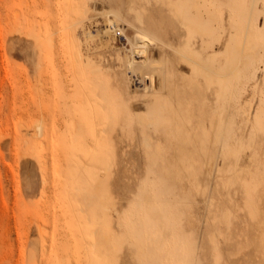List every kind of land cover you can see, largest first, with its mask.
I'll return each instance as SVG.
<instances>
[{
	"label": "rangeland",
	"instance_id": "obj_1",
	"mask_svg": "<svg viewBox=\"0 0 264 264\" xmlns=\"http://www.w3.org/2000/svg\"><path fill=\"white\" fill-rule=\"evenodd\" d=\"M166 1L202 19L205 37L188 38ZM252 1L133 0L159 25L148 29L157 46L166 29L169 54L231 70L226 48L262 42L238 65L230 99L214 84L206 91L243 157L234 170L219 156L188 171L147 157L143 134L159 146V126L138 119L151 96L125 72L124 32L106 44L119 27L104 14L114 0H0V264H264V17ZM119 9L132 20L127 3ZM82 187L106 198L85 207Z\"/></svg>",
	"mask_w": 264,
	"mask_h": 264
},
{
	"label": "bare ground",
	"instance_id": "obj_2",
	"mask_svg": "<svg viewBox=\"0 0 264 264\" xmlns=\"http://www.w3.org/2000/svg\"><path fill=\"white\" fill-rule=\"evenodd\" d=\"M228 2L229 5H234L233 0H228ZM114 3L115 6L104 11V14H111L114 17L110 19V23L119 20L116 24H118L122 30L119 27L116 29L115 25L111 26L113 30L110 31L107 29L104 33L108 36V39L105 38L108 40H105L106 44L109 46L111 45L109 42L110 35H116L118 31L121 33L122 31L124 32L127 42L124 43L126 45H123V56L121 60H123L125 72H132L133 74L139 75L141 80L145 83L143 90H148L145 94L151 96V100L144 102L147 112H137L138 119L147 125L156 124L159 126V146L154 147V142L151 140L150 135L147 133L145 135L143 134V143L148 150V159L152 161L159 160L160 163L166 165L165 167L172 165V168H174L173 166H175V164L181 163L190 171L195 163H199L203 166L210 165L212 167L220 156L228 160L229 171L236 169L238 161L243 157V151L238 148L239 146L236 147V145H233L234 142L229 134L228 126L226 122L222 120L224 106L219 101L216 108L213 109L206 101V91L214 84L221 92H225L227 94L226 96L230 99L233 93L234 81L236 76L240 73L238 65L240 62H243L244 68L246 69V66L250 63V57L260 54L262 42H259L254 51L245 49V45H240V41L236 42L233 48H226L225 57L227 59L225 58V61L234 62L232 69L227 70L224 69L225 67H221V65L217 67L214 62L206 64L201 60L195 59L185 49L180 51L171 47V53L169 54L166 50L168 44L165 42L166 40H164V34L166 33L164 27H162V32L164 33L162 35L163 39L161 38V43L157 46L153 34L148 33V29L150 25H153L155 31H159L160 27L158 24L148 21L145 10L140 7L135 9L133 7V0H114ZM126 3L128 4L129 11L133 12L131 16L132 20H125L120 12L119 6ZM165 4L173 12V21L177 23L183 31H186L188 38H191L195 32H198L201 37H205L204 32L206 31V27L202 26V19L195 20L194 17L190 18L186 16L185 12L178 8L173 2L167 3L166 1ZM81 5L80 7L83 12H85L87 8L83 6L82 3ZM252 11L257 12L258 20L264 17V0H253ZM126 29H131L132 33L128 34ZM234 29L235 33L242 32L238 27ZM263 31L264 26L259 29V33ZM84 34L87 39L93 36L91 31H84ZM153 51L158 53L157 57L152 55ZM137 52H139V57L142 59H136ZM73 56L74 61L78 62L82 57L80 49L78 53L73 54ZM182 62L187 63V65L189 64L191 69L190 73L180 70ZM153 78L158 80L157 85L153 84ZM259 112L260 111L256 114V123L258 124L257 128L262 129V127L259 126ZM145 116L150 119H147ZM146 129L151 128H144L145 131ZM255 135L257 136L256 133ZM255 135L253 136L254 142L256 138ZM168 170L169 171L166 172H174L179 175V172L176 170ZM229 171L226 170L225 173ZM259 172L260 171L256 173ZM235 177L241 179L239 174ZM219 178L221 179L222 176ZM245 185L244 187L247 193H249L251 188L254 189L249 186V184ZM224 186L228 187V185L225 184ZM87 188L82 187L80 191L81 194L79 196L77 195L82 202L81 205L85 207L91 206L90 204L95 201H101V199L106 198L104 194L101 197L99 195L100 192H96L92 187ZM253 203L252 205L255 206ZM107 207V203H104V210H106Z\"/></svg>",
	"mask_w": 264,
	"mask_h": 264
},
{
	"label": "built area",
	"instance_id": "obj_3",
	"mask_svg": "<svg viewBox=\"0 0 264 264\" xmlns=\"http://www.w3.org/2000/svg\"><path fill=\"white\" fill-rule=\"evenodd\" d=\"M121 34H122V33H121L120 31H118L116 35L118 36V35H121Z\"/></svg>",
	"mask_w": 264,
	"mask_h": 264
}]
</instances>
